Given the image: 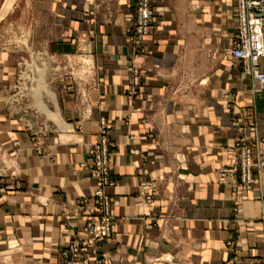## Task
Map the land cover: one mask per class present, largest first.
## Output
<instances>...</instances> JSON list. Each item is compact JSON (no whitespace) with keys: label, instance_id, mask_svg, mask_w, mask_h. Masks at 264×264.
Instances as JSON below:
<instances>
[{"label":"crops","instance_id":"1","mask_svg":"<svg viewBox=\"0 0 264 264\" xmlns=\"http://www.w3.org/2000/svg\"><path fill=\"white\" fill-rule=\"evenodd\" d=\"M150 1L151 33L140 53L129 33L135 0H17L0 20L21 27L50 59L82 62L46 103L63 126L36 136L38 153L8 117L2 95L11 76L0 54V142L20 144L18 191L4 190L11 181L0 180V245L15 244L13 264H57L80 232L76 202L95 187L82 164L100 138L101 119L115 183L106 189L114 234L100 248L105 264L264 258L259 192L235 198V181H218L234 141L264 140V88L255 93L260 87L228 55L235 0ZM148 180L157 184L151 204L139 190Z\"/></svg>","mask_w":264,"mask_h":264},{"label":"rangeland","instance_id":"2","mask_svg":"<svg viewBox=\"0 0 264 264\" xmlns=\"http://www.w3.org/2000/svg\"><path fill=\"white\" fill-rule=\"evenodd\" d=\"M16 1L17 0H4L3 8H2V11L0 12V20L2 18H5L11 12ZM149 3L153 11V17H154V10L151 6L150 0H149ZM236 11H237V8H236ZM134 16H135V13H134ZM235 18H236V13H235ZM133 27H134V22H133L131 29ZM129 33L131 34L130 40L132 42V31ZM150 33H151V26H150ZM145 38L142 40L140 45H135L137 47V53H140L142 51L140 46L145 40ZM1 53L6 58L5 63L7 62V68H8V70L6 71L11 76V82L7 89L8 91L6 93H3L2 95L3 101L6 104V108L8 109L7 111L8 117L9 119L18 121L20 123V130L28 134L29 141L32 143L34 150H36V152L39 153L41 152V150H40V146L38 145V141L36 140V136L40 133L46 134V135H48L49 133H54L55 127H53V124L57 126L58 124L54 123L53 120L51 121L47 118L45 112L42 111L40 107L38 106V101H41L42 104L45 105V110L54 114V117H52L51 119H57L62 122L58 113H55L54 109L49 110L46 103L50 102L49 101L50 98L54 99L53 93L55 89L57 93L58 92L60 93L61 90L64 91L65 89L64 87L66 85L65 82L68 80V76H66V72H68V70L71 67H74V65H79L80 67V65H82V62L80 60H76L75 62H70V61L65 62L64 60L55 61L54 59H50L49 57L51 56L48 53L37 50L30 44L28 39L25 38V35L23 34L21 27H18L17 24H0V54ZM84 63L86 64L87 61H84ZM54 73L56 74L55 76H54ZM137 73L139 74L137 86H139L140 73L139 72ZM101 120L105 122V129L103 130V132H101L100 123H99L100 138L98 142L93 146L90 158H88L82 164V167L84 168V164H88L89 161L93 159L96 146L100 143L101 138L104 137L106 139V143L108 146V161H109L108 163H109V169H110L109 178L112 183L111 186H107L104 188V193L106 194V189L113 187L115 183H114V180L112 179L111 168H110V143L106 136L107 124H106L105 119H101ZM42 122H44L45 124H43ZM241 140L246 142L250 147L254 146V140L247 141L243 139V137L238 138L236 141H234L233 148L236 150V153L234 157L232 158L231 164L229 166L219 169L218 171V181L221 184L222 182H224L226 178H229L235 181L234 187L232 188L233 190L235 186H237L236 183H239L238 181L239 175L235 174L234 178H231L229 176H226L223 178L220 175V171L223 169H229L230 171H232L231 168L234 165V163L235 164L237 163L238 156H239L238 152L240 149V146L238 147L239 149L236 148L235 146L239 145ZM19 145L20 144L17 141L10 142L8 145L6 143L0 142V180L3 178H9V180L11 181L8 187L6 186L4 188V190L6 191H18L17 190L18 174L16 173V170H17L16 166H17V161H18L17 159H18ZM84 169L87 170L86 168ZM87 172L89 174V179L94 183L95 187L90 197L82 198L76 202V211L78 210V212L76 213L82 216L84 220L83 226L80 232L77 233L72 238V240L68 243L66 247H69L73 242H75L76 240L78 241V239L87 240L91 238L90 235H87L88 234L87 230L89 229L88 224L96 221L95 217L89 218L88 211L86 210L85 207L80 206V201L83 199L91 198L94 195L96 187H97L96 182H94V180L91 178L88 170ZM254 176L257 177V174L254 173ZM151 183H153L152 188L154 189V193H149L150 201H148L147 199L148 194H146L143 187ZM139 190L146 204L153 203L154 198L158 194L157 184L155 180H148V181L142 182L139 186ZM233 190H232V194L235 198H237ZM254 191L259 192L260 219H261L260 199L262 198V192L264 193V191L262 190V186L259 187L258 185H255L253 187V192ZM106 196L108 197V200H109L108 211H109L111 232L109 236L105 238L102 242L100 243L93 242L92 244L88 245L91 247L90 249H88V253L83 254L81 256V261L83 262V264H92V263L93 264H105V262L108 261V256L103 254L100 251V248L103 244L111 240L112 235L114 234L113 214H112V208L114 204L107 194ZM263 231H264V226H262V231H261L262 239H263ZM14 246H15L14 243H10L9 247L11 249L7 250L6 246L0 245V264H13V257L14 255H16L15 249L13 248ZM66 247L62 248L59 251L57 264H61L60 253ZM258 260H261V259H258ZM258 260H248L244 262L228 261V262H220V263H230V262L245 263V262L258 261Z\"/></svg>","mask_w":264,"mask_h":264},{"label":"built area","instance_id":"3","mask_svg":"<svg viewBox=\"0 0 264 264\" xmlns=\"http://www.w3.org/2000/svg\"><path fill=\"white\" fill-rule=\"evenodd\" d=\"M237 26L235 34L231 40L228 55L232 60L241 63L245 75L249 76L260 88L255 93H260L264 88V72L260 68V60L264 58V0H235ZM153 11L149 0H135L134 27L132 31V43L140 45L142 40L150 34ZM130 31V32H131ZM138 73L133 72V85H138ZM105 129V122L100 121V130ZM50 134V133H49ZM103 135V134H102ZM240 146V149L238 148ZM239 149L237 163L232 166V171L223 169L220 171L221 177L229 176L234 178L239 175V183H236L233 192L236 197L253 192V187L262 186L264 177V140L255 137L254 146H249L243 140L235 146ZM108 146L106 139L101 138L96 146L95 154L88 164H84L91 178L96 182L97 187L94 195L89 199L80 201V206L86 208L89 218L96 219L95 222L88 224L87 230L91 238L84 240L78 239L69 247L61 251V264H83L81 256L88 253L91 247L89 244L100 243L107 238L111 232L109 218V200L104 193V188L111 186L109 178ZM257 174V177L254 176ZM153 183L143 187L148 194L154 193ZM152 190V191H150ZM261 219L264 226V193L262 192ZM264 248V231H263ZM218 264H264V258L258 261L245 263H218Z\"/></svg>","mask_w":264,"mask_h":264},{"label":"bare ground","instance_id":"4","mask_svg":"<svg viewBox=\"0 0 264 264\" xmlns=\"http://www.w3.org/2000/svg\"><path fill=\"white\" fill-rule=\"evenodd\" d=\"M38 106L40 107V109H41L42 111L45 112V114H46V116H47V118H48L49 120H51V121L53 120L54 123L58 124L59 127H60V126H63V122H61V121H59V120H57V119H51L52 117H54V114L51 113V112H49V111H47V110H45V105L42 104L41 101H38Z\"/></svg>","mask_w":264,"mask_h":264}]
</instances>
